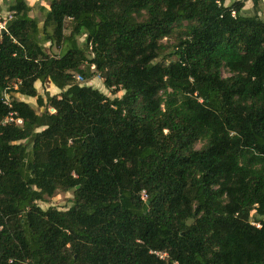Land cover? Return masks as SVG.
I'll return each mask as SVG.
<instances>
[{
    "label": "trees",
    "instance_id": "trees-1",
    "mask_svg": "<svg viewBox=\"0 0 264 264\" xmlns=\"http://www.w3.org/2000/svg\"><path fill=\"white\" fill-rule=\"evenodd\" d=\"M251 1L252 14L244 0H48L39 25L8 0L0 264H264V20ZM95 75L122 94L77 81ZM10 112L20 121L2 124ZM58 190L72 191L67 208L37 203Z\"/></svg>",
    "mask_w": 264,
    "mask_h": 264
},
{
    "label": "rangeland",
    "instance_id": "rangeland-1",
    "mask_svg": "<svg viewBox=\"0 0 264 264\" xmlns=\"http://www.w3.org/2000/svg\"><path fill=\"white\" fill-rule=\"evenodd\" d=\"M28 4L31 6L30 15L36 17V19L39 22V25H41V22L43 20V9L48 7V0H26ZM233 0H225V3H230ZM8 0H0L1 10H0V17L1 18H8L9 12L7 11V3ZM242 12L244 14H252L253 8H252V1L251 0H244V6L242 7ZM257 15L264 20V0H260L257 6ZM65 32H68V29L65 30ZM166 43L169 45L174 41L173 37H169L168 39H164ZM44 46L48 52H57V49L55 47H51L49 45V42L45 41ZM223 75H227L225 71L222 72ZM102 78L99 75H95L90 80L83 81L81 78L77 77V81L80 83H86L88 85H92L93 87H96L109 97L114 96H120L122 94V91L117 92L116 94H112L110 91H108L103 83ZM35 87L42 96L45 95L46 92L50 94L58 93L59 90L50 82L40 83L39 81L35 82ZM16 98L22 99L30 103L36 111L40 112V108L36 106L35 98L32 97H26L19 94H14ZM201 145V142L196 143V147H199ZM72 199V191H56L52 196L46 198L44 201H37V203L42 207L46 208L47 206H54L59 209H65L71 204Z\"/></svg>",
    "mask_w": 264,
    "mask_h": 264
},
{
    "label": "built area",
    "instance_id": "built-area-1",
    "mask_svg": "<svg viewBox=\"0 0 264 264\" xmlns=\"http://www.w3.org/2000/svg\"><path fill=\"white\" fill-rule=\"evenodd\" d=\"M7 18H1L0 17V32H1V29L2 28H4L5 29V20H6ZM6 30V29H5ZM3 102L4 103H6L7 105H10V100H9V98H8V96H7V94H4V96H3ZM10 121H16V122H19L20 120L19 119H14L13 118V116H12V113L10 112L8 115H6L5 117H4V119L1 121V123L2 124H4V123H7V122H10ZM257 226H258V224H256Z\"/></svg>",
    "mask_w": 264,
    "mask_h": 264
},
{
    "label": "water",
    "instance_id": "water-1",
    "mask_svg": "<svg viewBox=\"0 0 264 264\" xmlns=\"http://www.w3.org/2000/svg\"><path fill=\"white\" fill-rule=\"evenodd\" d=\"M4 31H5V29H4V28H2V29H1V33H3Z\"/></svg>",
    "mask_w": 264,
    "mask_h": 264
}]
</instances>
